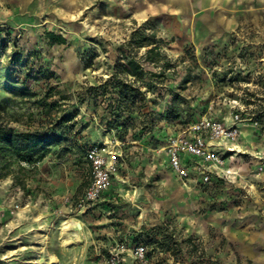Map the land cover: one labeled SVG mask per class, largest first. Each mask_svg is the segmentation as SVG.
Here are the masks:
<instances>
[{
    "label": "rangeland",
    "instance_id": "obj_1",
    "mask_svg": "<svg viewBox=\"0 0 264 264\" xmlns=\"http://www.w3.org/2000/svg\"><path fill=\"white\" fill-rule=\"evenodd\" d=\"M138 30L164 40L171 68L137 51L164 75L136 81L151 102L130 117L152 122L119 133L93 89ZM48 32L68 43L49 45ZM0 112L36 144L64 119L42 161L0 178V264H102L124 235L148 246L150 264H264V0H0ZM206 118L238 136L221 153L230 173L203 184L176 175L169 146ZM94 148L117 163L91 201ZM67 221L80 228L71 245Z\"/></svg>",
    "mask_w": 264,
    "mask_h": 264
},
{
    "label": "trees",
    "instance_id": "obj_2",
    "mask_svg": "<svg viewBox=\"0 0 264 264\" xmlns=\"http://www.w3.org/2000/svg\"><path fill=\"white\" fill-rule=\"evenodd\" d=\"M48 44L53 46L55 44H67V39L55 32H48L47 34ZM164 40L157 37L156 31L150 34L140 32L139 30L134 32L127 44L123 45L120 55L117 58L115 65L113 66V72L109 75L108 79L101 83L98 87H95L94 98L102 97L103 102H106V111L110 115V119L107 122V126L114 130H119V126L123 125L125 131L130 126L134 128L135 134L148 127L152 121L147 119L145 114L144 118L138 121L137 118L130 117L133 113L139 110V117L142 118L144 113L143 108H148V104L151 100L147 99L146 91L141 90V85L146 80V75L152 76L164 75V71L160 73H148L145 71L140 59L137 58V51L141 49L146 50V61L158 66L163 60L162 69H170L171 63L162 54ZM194 58V55H192ZM136 81H141L142 84H137ZM191 81V77L187 75L183 80V84L187 85ZM151 89H154L152 87ZM24 93L33 96V93L25 91ZM48 96H51L48 94ZM106 98V99H105ZM46 106H57L58 103L45 102ZM1 114V112H0ZM128 114L129 117L122 121L123 116ZM134 121V122H133ZM64 123V119L58 122V127L54 126L49 132L53 140L44 141L40 139V143L36 144L35 141H30V135H21L15 133L11 128L0 126V178L7 177L12 172L13 164H17L20 169H24L23 162H27L30 165L42 161L51 151V146L60 142L63 138L57 137L55 129L61 128ZM137 125H139V128ZM119 132V131H118ZM120 133V132H119ZM37 140V139H35Z\"/></svg>",
    "mask_w": 264,
    "mask_h": 264
},
{
    "label": "built area",
    "instance_id": "obj_3",
    "mask_svg": "<svg viewBox=\"0 0 264 264\" xmlns=\"http://www.w3.org/2000/svg\"><path fill=\"white\" fill-rule=\"evenodd\" d=\"M237 136L236 127H227L221 122L203 119L173 139L169 146L170 166L176 175L184 180L195 176L199 177L203 184L213 180L219 181L228 173L223 168L221 153ZM88 156L93 162L94 177L86 188L85 197L95 201L109 188L111 177L116 170L117 157L114 155L110 163H106L97 148L90 150ZM148 252L147 245L128 235L116 237L108 245L102 264H150Z\"/></svg>",
    "mask_w": 264,
    "mask_h": 264
},
{
    "label": "bare ground",
    "instance_id": "obj_4",
    "mask_svg": "<svg viewBox=\"0 0 264 264\" xmlns=\"http://www.w3.org/2000/svg\"><path fill=\"white\" fill-rule=\"evenodd\" d=\"M238 151H242L240 148V146H236L235 147ZM236 149H233V151H235ZM230 151V149H228ZM230 173V169L228 171ZM231 172H233V169H231ZM75 228H79L78 224L73 222V221H67L63 223L62 226V232L67 234V236L64 237V243L65 245H71L73 244L75 241L79 240V233L78 231H75ZM78 243V242H77ZM58 261V259H54V264Z\"/></svg>",
    "mask_w": 264,
    "mask_h": 264
}]
</instances>
